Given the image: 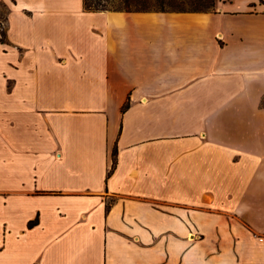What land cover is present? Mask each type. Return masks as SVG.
<instances>
[{
	"label": "crops",
	"instance_id": "0c3cea01",
	"mask_svg": "<svg viewBox=\"0 0 264 264\" xmlns=\"http://www.w3.org/2000/svg\"><path fill=\"white\" fill-rule=\"evenodd\" d=\"M0 3V264H264V0Z\"/></svg>",
	"mask_w": 264,
	"mask_h": 264
},
{
	"label": "trees",
	"instance_id": "16d2710c",
	"mask_svg": "<svg viewBox=\"0 0 264 264\" xmlns=\"http://www.w3.org/2000/svg\"><path fill=\"white\" fill-rule=\"evenodd\" d=\"M218 0H83L84 8L88 11L101 10H124V11H149V10H169V11H213ZM169 5L166 8L165 5ZM6 39V30L0 20V41ZM126 108V106H124ZM117 160V148L113 150V163L108 171L109 176Z\"/></svg>",
	"mask_w": 264,
	"mask_h": 264
},
{
	"label": "rangeland",
	"instance_id": "374dc122",
	"mask_svg": "<svg viewBox=\"0 0 264 264\" xmlns=\"http://www.w3.org/2000/svg\"><path fill=\"white\" fill-rule=\"evenodd\" d=\"M166 8H169L170 6L169 5H165ZM6 6L4 4H1L0 3V20L3 22V24L5 23V15H6ZM3 58L0 54V84H3V81H4V78H3V75H2V70H3ZM0 97L1 96V93H0Z\"/></svg>",
	"mask_w": 264,
	"mask_h": 264
}]
</instances>
